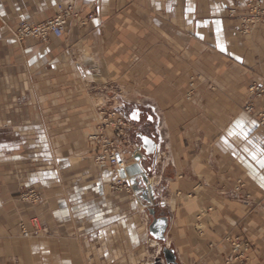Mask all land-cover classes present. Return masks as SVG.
I'll return each mask as SVG.
<instances>
[{"label":"crops","instance_id":"obj_1","mask_svg":"<svg viewBox=\"0 0 264 264\" xmlns=\"http://www.w3.org/2000/svg\"><path fill=\"white\" fill-rule=\"evenodd\" d=\"M59 5L76 13L62 37H14ZM245 12V0H0V264H166L165 247L178 264H227V236L250 242L246 264H264V127L244 111L249 86L264 85V18L245 35ZM193 74L203 78L189 100ZM75 75L156 110L143 133L154 153L142 140L123 152L128 165L144 155L151 206L113 190L118 171L93 161L97 129L71 144L78 123L100 116L92 98L69 96ZM150 208L168 219L165 242L151 235Z\"/></svg>","mask_w":264,"mask_h":264},{"label":"built area","instance_id":"obj_2","mask_svg":"<svg viewBox=\"0 0 264 264\" xmlns=\"http://www.w3.org/2000/svg\"><path fill=\"white\" fill-rule=\"evenodd\" d=\"M246 12L241 17V33L249 34L258 23L262 22L264 18V7L261 0H245ZM231 15L236 13L233 9L230 11ZM75 9L72 5H59L58 13L43 22L33 23L29 21H23L18 25L14 31V37L18 41H25L28 39H34L42 42H46L50 37H61L64 34L68 20L75 15ZM202 76L198 75L191 78L190 91L187 92V99L191 100L194 96L196 83L201 80ZM250 94V101L245 107V112L249 115L257 117L260 126L264 127V106L256 111L255 100L264 97V85L260 83H253L248 88ZM102 124L97 133L90 136V139L95 142L99 151L93 156L95 163L101 167L110 166L115 170L125 169L128 164L127 160L123 157V143L128 136V127L130 122L127 118L120 114L118 109L102 110ZM122 187L127 190H131L127 179L117 178L113 184L115 190H120ZM244 187V182L238 180L235 192L239 193ZM23 198L26 200H32L34 202L39 201L40 197L33 192L23 193ZM22 234L25 237L30 235L26 226H22ZM226 243L230 247V256L227 259V264H246L251 258L252 246L249 241L242 239L241 237L227 236L225 238Z\"/></svg>","mask_w":264,"mask_h":264},{"label":"rangeland","instance_id":"obj_3","mask_svg":"<svg viewBox=\"0 0 264 264\" xmlns=\"http://www.w3.org/2000/svg\"><path fill=\"white\" fill-rule=\"evenodd\" d=\"M260 23H258V25ZM258 25L250 33L255 31L257 29ZM64 33H65V31H64ZM240 33H241V30H240ZM246 35H248V34H246ZM198 75H200V74H193L189 77V84H188L189 89H188V91H190V83L192 81L191 78L193 76L197 77ZM66 81H68L69 86H71V89H69V91H68L69 96H71V97H83V95H85V97L88 99L92 98V101L94 103V104H92L93 110H96V109L99 110L100 109V113L104 109L109 110V109L120 108L123 110V112L125 113V115L128 118L127 120L130 122V125L128 127V136L123 143V152L126 150V145H127L128 140H129V142L131 140V144H132V142H137V143L141 144V138H140L139 134H143V133L151 134V132L153 131L152 127L150 128L149 122L147 121V114L149 113L153 117V115H155L156 110L154 109L153 106L144 104V102H146V100L145 99L142 100L143 99L142 95L138 96L137 98L139 99V101H136L137 98L131 97L129 91L121 90V89L114 87L113 86L114 82H112V85H111L109 80H107V79H106V83H105L106 87H103L102 89L101 88H96V89L90 88L89 89L88 83L87 82H86L87 84L83 83L80 75L71 76V78L67 79ZM79 81H81V82H79ZM198 81H200V80H198ZM107 82H109V83H107ZM94 86H92V87H94ZM187 92L185 93V96L187 95ZM120 95H124V96L126 95L125 97H129L128 99H132L131 100L132 102L128 103V102L123 101V105L121 107L118 106L120 99H122L120 97ZM186 98H187V96H186ZM104 101H107L108 103H104ZM245 107H244V111H245ZM255 108H256V105H255ZM135 109H141L144 113L141 117L140 122L135 121V119H133V117H132V113ZM256 111H258V110H256ZM101 124H102V115H100L98 118L96 116H92V120L90 122L78 123V126H76V128L77 127L79 129L83 128L84 135H82L81 137L73 138L71 141V144L76 145V146H83L85 144L86 137L88 136V134L95 131L96 129H97V131H99ZM60 142H61V139H60ZM93 161H94V159H93ZM111 187H113V185ZM113 190L114 191H128L129 192L132 189L127 190L126 188L122 187L120 190H115L114 188H113Z\"/></svg>","mask_w":264,"mask_h":264},{"label":"water","instance_id":"obj_4","mask_svg":"<svg viewBox=\"0 0 264 264\" xmlns=\"http://www.w3.org/2000/svg\"><path fill=\"white\" fill-rule=\"evenodd\" d=\"M135 112H139V110H135ZM139 136L142 140L143 148L146 150V155L153 154L156 146L152 139L143 134H139ZM134 159V164L128 165L125 169L118 170V176L121 179H127L129 181L132 190L141 204L151 206L157 197L155 189L151 185L150 178L142 166L144 155L140 151H137L134 155ZM149 213L153 218L152 224L150 225L151 235L155 240L165 242L168 219L166 217H156L154 208H150ZM163 254L166 264H178L173 249L165 247Z\"/></svg>","mask_w":264,"mask_h":264},{"label":"snow or ice","instance_id":"obj_5","mask_svg":"<svg viewBox=\"0 0 264 264\" xmlns=\"http://www.w3.org/2000/svg\"><path fill=\"white\" fill-rule=\"evenodd\" d=\"M201 38H202V37H201ZM221 51H225V49H224L222 46H221ZM136 118H137V117L134 115V116H133V119H136ZM236 127H237V128H240L241 131L243 132V125H242V124L237 123ZM233 134H234L233 131H230V132H229V135H233ZM254 159H255V157H254ZM259 163H260L261 167H264V159L260 160Z\"/></svg>","mask_w":264,"mask_h":264},{"label":"flooded vegetation","instance_id":"obj_6","mask_svg":"<svg viewBox=\"0 0 264 264\" xmlns=\"http://www.w3.org/2000/svg\"><path fill=\"white\" fill-rule=\"evenodd\" d=\"M140 112V113H139ZM139 112H133L132 116H136L137 118L136 119H139L142 117V115L144 114L141 110H139ZM150 117V116H149ZM144 135V134H143Z\"/></svg>","mask_w":264,"mask_h":264}]
</instances>
